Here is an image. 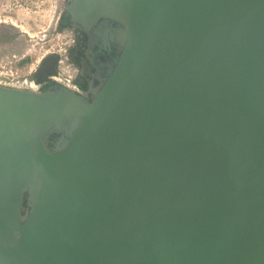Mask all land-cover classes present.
Segmentation results:
<instances>
[{
  "label": "water",
  "instance_id": "water-1",
  "mask_svg": "<svg viewBox=\"0 0 264 264\" xmlns=\"http://www.w3.org/2000/svg\"><path fill=\"white\" fill-rule=\"evenodd\" d=\"M116 21L92 99L0 85V264H264V0H75Z\"/></svg>",
  "mask_w": 264,
  "mask_h": 264
},
{
  "label": "rangeland",
  "instance_id": "rangeland-1",
  "mask_svg": "<svg viewBox=\"0 0 264 264\" xmlns=\"http://www.w3.org/2000/svg\"><path fill=\"white\" fill-rule=\"evenodd\" d=\"M65 1L20 0L27 5L19 10L15 1L0 0V76L40 79L38 70L45 58L67 61L75 48V32L60 27Z\"/></svg>",
  "mask_w": 264,
  "mask_h": 264
},
{
  "label": "flooded vegetation",
  "instance_id": "flooded-vegetation-1",
  "mask_svg": "<svg viewBox=\"0 0 264 264\" xmlns=\"http://www.w3.org/2000/svg\"><path fill=\"white\" fill-rule=\"evenodd\" d=\"M75 0H66L65 9L62 10V30H72L75 33V48L69 52L68 60L75 66L83 68L86 72L80 83L85 90L83 94L87 98H94L99 87L105 83L111 75L116 60L121 56V43L116 40L117 22L100 21L92 30H86L81 25L73 22L68 8ZM60 59L55 57L45 58L38 70L40 82L43 83L42 90H48L55 86L49 80V75L56 71L57 62Z\"/></svg>",
  "mask_w": 264,
  "mask_h": 264
},
{
  "label": "built area",
  "instance_id": "built-area-1",
  "mask_svg": "<svg viewBox=\"0 0 264 264\" xmlns=\"http://www.w3.org/2000/svg\"><path fill=\"white\" fill-rule=\"evenodd\" d=\"M16 2V6L19 8L20 7H24L25 5H27L26 3H21L20 0H13ZM29 4V2H28ZM67 61L68 58H67ZM67 61H65L64 59L59 60L58 62V66L56 67V71L51 73L49 75V80L51 83L59 84V85H63L66 86L68 88H70L71 90L79 93V94H85V90L82 87L81 83L79 80H81L82 76L85 74V70L78 66H75V64L72 62V66L75 67L76 71H72L73 67L69 64L65 65L66 63H68ZM2 67L4 68V66L2 65ZM2 78V81H0V85L2 86H10V87H17V88H23V89H32V90H42L43 87V83L40 82V80L37 79H33L30 77H18V78H13L12 80L9 78V76H7L5 74L4 76H0ZM9 81H8V80Z\"/></svg>",
  "mask_w": 264,
  "mask_h": 264
}]
</instances>
